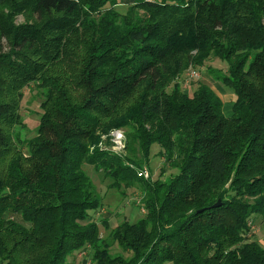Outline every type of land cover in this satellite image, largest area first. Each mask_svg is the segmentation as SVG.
<instances>
[{"label": "trees", "instance_id": "trees-1", "mask_svg": "<svg viewBox=\"0 0 264 264\" xmlns=\"http://www.w3.org/2000/svg\"><path fill=\"white\" fill-rule=\"evenodd\" d=\"M121 5L0 0V264H68L83 250L82 264H264V244L249 238L264 222V0ZM213 58L227 62L207 71L233 89L231 115L211 85L190 93L177 81ZM31 84L43 99L26 136ZM154 144L159 175L140 176ZM85 164L139 192L144 214L114 226L96 217Z\"/></svg>", "mask_w": 264, "mask_h": 264}, {"label": "rangeland", "instance_id": "rangeland-1", "mask_svg": "<svg viewBox=\"0 0 264 264\" xmlns=\"http://www.w3.org/2000/svg\"><path fill=\"white\" fill-rule=\"evenodd\" d=\"M132 0H122L123 5L119 8L120 10L124 11L126 8V4L131 2ZM26 19L22 15H18L16 17V23L21 24L25 23ZM208 66H210L214 70H220V75L224 73L225 69L227 68V62L223 61L220 58H213L210 59L205 66L199 67L196 69L191 67L192 69H196L200 76L198 78H192L189 73L188 69L183 75L177 79V81L182 83V89L189 90L190 93L195 91L199 84L206 83L211 85L215 89L216 92L222 95V99L225 102L226 111H224L227 115H231V105L235 101V94L232 88L224 85L220 80L214 78V74L207 71ZM181 86V85H180ZM173 87L169 88V91H172ZM42 88L36 87L34 84H31L28 88L24 91V96L22 98L21 103V117H22V126H18V130H21L23 134L26 136H32L36 133L37 126L39 123V116H40V102L43 99ZM230 103V104H229ZM229 104V105H227ZM224 107V108H225ZM229 107V108H227ZM109 142L107 139L105 140L106 143H113V149L121 150L124 148V139H125V132L124 129L115 130L111 133ZM106 138V137H105ZM104 138V139H105ZM159 145L154 144L152 147V154H151V163L148 166L143 168V170L147 171V176L143 174L142 176L148 177L149 174L156 178L159 175V169L162 163L161 157L158 155ZM163 164V163H162ZM85 171L93 180V183L99 193V196L102 198V207L99 213H96V217H106L111 220V226H114L118 221L126 217H129L132 221L137 220L144 214L142 210L143 207L139 204V192L133 193L129 190H126V194L123 193V188L118 190L115 187H110V181L103 175V172L95 170L93 166L85 164L84 166ZM176 172V169L167 168L165 173L161 175L163 178H169V176ZM144 173V172H143ZM133 200L138 202L132 203ZM251 231L249 233L250 239H255L260 243L264 244V222L261 221L259 216H256L255 222L251 227ZM101 235L110 240L109 233L111 230H106L102 225L100 226ZM113 252H121V249L114 245L112 246ZM88 251H77L72 253L68 258V264H82L83 262H88ZM171 264V263H170Z\"/></svg>", "mask_w": 264, "mask_h": 264}, {"label": "built area", "instance_id": "built-area-1", "mask_svg": "<svg viewBox=\"0 0 264 264\" xmlns=\"http://www.w3.org/2000/svg\"><path fill=\"white\" fill-rule=\"evenodd\" d=\"M188 73H189V75H190L192 78H198V77L200 76V73H199L196 69H192L191 67H190V69L188 70ZM143 172H144V173H143ZM138 174H139L140 176H142L143 174H145V175L147 176V171L142 169V170H139ZM142 210L145 211L144 208H143ZM252 226H253V225H252Z\"/></svg>", "mask_w": 264, "mask_h": 264}, {"label": "crops", "instance_id": "crops-1", "mask_svg": "<svg viewBox=\"0 0 264 264\" xmlns=\"http://www.w3.org/2000/svg\"><path fill=\"white\" fill-rule=\"evenodd\" d=\"M225 70H226V69H225ZM213 87H214V86H213ZM214 88H215V87H214ZM215 89H216V88H215ZM217 93L219 94V92H217ZM219 95L222 97L221 94H219ZM229 104H230V103H229ZM229 104H227V105H229ZM224 105H225V102H224ZM225 106H226V105H225ZM225 106H224V107H225ZM232 106H233V104L231 105V110H232ZM229 107H230V105H229ZM229 107H227V108H229ZM225 109H226V107L224 108V111H226Z\"/></svg>", "mask_w": 264, "mask_h": 264}, {"label": "water", "instance_id": "water-1", "mask_svg": "<svg viewBox=\"0 0 264 264\" xmlns=\"http://www.w3.org/2000/svg\"><path fill=\"white\" fill-rule=\"evenodd\" d=\"M219 203H220V200L215 205H218Z\"/></svg>", "mask_w": 264, "mask_h": 264}]
</instances>
